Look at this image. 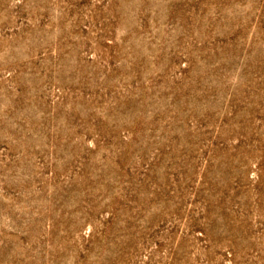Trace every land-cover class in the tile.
<instances>
[{"label": "rangeland", "instance_id": "1", "mask_svg": "<svg viewBox=\"0 0 264 264\" xmlns=\"http://www.w3.org/2000/svg\"><path fill=\"white\" fill-rule=\"evenodd\" d=\"M0 264H264V0H0Z\"/></svg>", "mask_w": 264, "mask_h": 264}]
</instances>
